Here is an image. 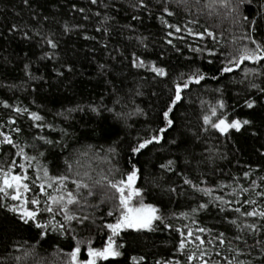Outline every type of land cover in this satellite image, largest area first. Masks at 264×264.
<instances>
[{"label":"trees","instance_id":"obj_1","mask_svg":"<svg viewBox=\"0 0 264 264\" xmlns=\"http://www.w3.org/2000/svg\"><path fill=\"white\" fill-rule=\"evenodd\" d=\"M113 3L120 11L112 9ZM205 3L206 0H200L201 13L197 14L194 8L189 16L183 8L177 7L174 0H170L168 7L176 14L168 17L169 23L183 25L189 19H198L199 23L188 26L196 31L208 28L217 33L220 50L224 52L232 50L233 46L226 43L232 36L237 37L235 47H238L239 38L245 32L264 45V0H251L241 9L249 20L255 19L254 32L248 31L247 23L234 25L230 19L209 16ZM105 4L109 7L105 8ZM161 7L157 0H149V9L142 11L130 8L128 0H98L95 5L90 0H29L28 5L23 0H0V125H5V131H10L9 118L15 117V126L23 130L20 138L28 144L26 151L35 155L31 145H43L38 150L44 153V157L38 159L48 166L52 175L67 174L74 179L77 171L90 170L93 181L104 174L119 179L120 174L135 164L140 169L137 185L145 190V202L157 205L176 228L184 224L194 230L197 226L207 227L225 232L232 239L237 235V229L225 222L214 204L195 214L198 224H192L191 218L172 219L169 214L189 210L209 200L186 184L185 177L197 184L206 180L209 186L221 181L230 183L237 177L239 183L248 186L254 179L260 187L253 190V198L259 199L254 192L264 190V184L260 183V178H264V94L251 88L250 84L264 87V75L261 74L264 73V64L246 61L231 73L221 75L217 69L221 66L222 57L193 53L187 46L207 44L214 47L207 38L201 40L181 32L167 37L173 40V45L166 43L167 31L174 29H166L161 24ZM80 8L85 11L79 12L77 9ZM97 12L101 15L97 16ZM132 15L141 19L134 21ZM105 16L114 17L107 24L109 33L96 30L102 26ZM66 23L72 31L65 32ZM13 25L18 30L10 31ZM77 25L81 27H75ZM220 33H223V39ZM45 37L54 39L58 47L51 49ZM137 37L146 38L147 48ZM47 52H52V56L43 58ZM133 52L146 62L155 61L166 67L169 76L154 79L155 74L149 69L132 67ZM209 60L213 63H208ZM25 64L30 65L29 71L34 77L42 79H31L25 71ZM68 64L72 65V72L65 68ZM100 65L106 66L103 71ZM195 68L219 79H206L185 90V99L174 110L175 124L165 132L164 140L150 145L140 154H132L130 148L138 138L147 137L151 130L163 126L161 110L171 95L173 79L179 73H189ZM245 68H255L258 72H249L246 77ZM57 70L64 75L58 76ZM217 89H222L223 94ZM221 98L226 102L225 111L229 119H248L252 124L239 132L232 130L227 137L214 129L203 132L202 115L210 104L214 105ZM249 98L257 100L252 109L244 104ZM5 100L10 105L19 104L40 112L45 117L44 123L53 127L36 128L27 115L18 116L14 107H4L2 101ZM92 107L99 111L93 112ZM137 107L143 114L135 112ZM69 109L73 111L69 112ZM61 112L63 115H57ZM115 113L127 115L117 117ZM41 135L56 143L44 144L38 139ZM171 140H176L179 147L169 143ZM110 148L115 152L110 153ZM14 152V148L5 145L4 151L0 152V164L13 158L19 162L20 158L13 156ZM169 159L176 161L171 172L160 167ZM66 162L72 165L71 172ZM245 171L251 172L250 179L243 177ZM68 187L72 189L74 186L69 183ZM173 188L175 191H171ZM219 191L226 198H233L230 189ZM100 198L101 192L97 189L96 199L89 198V202L97 204ZM111 206L112 202L107 201L96 209L85 208V213L92 216L95 224L77 227L79 238H93L98 246L103 236V232L98 235L100 226L105 221L114 220V217L106 215ZM244 207L250 209L248 205ZM253 219L259 218H248L249 221ZM157 225L154 231L129 229L123 232L120 240L124 244L123 255L110 258L104 264H134L133 256L145 258L140 264H157L173 257L184 260V256L176 252L179 234L164 228L159 222ZM204 235L207 237L208 234ZM233 243L240 244L239 241ZM252 243L249 238L248 244ZM74 244L75 241L58 233H50L40 239L34 227L23 224L16 214L0 207V264H63L56 255L58 248L67 252ZM241 247L246 249L245 245L241 244ZM81 258H86V251L82 250ZM212 258L217 259L215 256ZM239 258L252 264H264L258 247Z\"/></svg>","mask_w":264,"mask_h":264},{"label":"snow or ice","instance_id":"obj_2","mask_svg":"<svg viewBox=\"0 0 264 264\" xmlns=\"http://www.w3.org/2000/svg\"><path fill=\"white\" fill-rule=\"evenodd\" d=\"M92 4H97L98 0H90ZM162 5L160 9L159 20L166 29H174V31H167L166 43L173 45L172 37L176 33L187 32L193 37H199L201 40L207 38L214 47H209L207 44L203 46L193 47L191 44L187 45L191 48L193 53H207L208 56L222 57L221 66L217 72L221 75L231 73L234 68H239L246 61H251L256 64H264V45H261L255 38L247 32L239 38V46L237 44V37L232 36L227 44L232 45V50L224 52L220 50V41L217 39V33L204 28L201 31H196L189 27L188 24L199 23L198 19L192 18L187 20L183 25L177 23H169L168 17L174 16L176 13L168 7L170 0H157ZM25 5L29 4V0H23ZM177 7L183 8L185 13L192 15L193 9L197 14L201 13L200 0H174ZM251 3V0H206L204 8H206L209 16H217L223 19H230L234 25L248 24V31H255V19L249 20V17L244 15L241 11L245 4ZM128 6L135 11H142L149 9V0H128ZM75 8V5H73ZM105 8L109 5L105 4ZM114 11H120L113 3L111 5ZM83 13L85 9H77ZM149 14L151 11L149 10ZM97 16L101 13L97 12ZM239 17V19H237ZM47 19V17H45ZM87 19V17H85ZM114 17L105 16L101 22V27L96 30L109 33L110 29L107 27ZM131 19L139 21L140 16L132 15ZM75 27H81L79 25ZM131 29L132 26L128 25ZM65 32L72 31V28L64 25ZM18 30L16 25L10 29ZM134 30V29H132ZM27 37L28 33L25 32ZM219 36L223 39V33ZM94 39L93 37H86ZM131 39V37H129ZM141 45L147 48L144 43L145 37H137ZM247 41L248 43H243ZM45 42L50 45L51 49L58 47L56 41L51 37H45ZM251 45V47H250ZM107 48V44L104 45ZM180 51L179 48L176 49ZM52 56V52L44 54L43 58ZM131 66L134 68L149 69L156 77H168L169 70L164 66H159L155 61L146 62L142 57L137 56L135 52L131 54ZM208 63H213L209 60ZM101 71L106 67L99 66ZM25 71L31 79H42V77H34L29 71L30 65H24ZM67 71L72 72L71 64L65 65ZM245 76L249 72L256 74L257 69L245 68ZM58 76H63L64 73L57 70ZM264 75V73H261ZM206 79L217 80L218 76L209 75L203 72L200 68H195L189 73L181 72L172 81L173 87L170 90L171 95L164 109L161 110L162 127L151 130L149 136L138 138L137 143L130 148L132 154H140L142 150L147 149L150 145L158 144L164 140V134L169 129L173 128L175 120L173 118L174 110L185 99V90H188L191 85H199L201 81ZM251 88L257 89L264 94V87L259 84L251 83ZM222 93V89H217ZM4 107L13 108L15 113L19 116L21 114L30 117V122L34 123L36 128H52V124H45V117L38 111H31L26 106L19 104L13 106L8 101H2ZM204 102L201 101V104ZM244 104L247 108L252 109L256 104L255 99H246ZM226 102L224 99H217L215 104H210L208 111L202 115V131L207 133L209 129H214L224 136H230L232 130L236 132L241 131L246 125L252 124L251 120L234 118L229 119L226 113ZM93 112H98L99 109L92 107ZM109 112H114V109H106ZM69 112L73 109H69ZM138 114H143V111L138 107L135 109ZM63 115V113H57ZM117 117H124L127 114L115 113ZM16 125V118L10 117L8 126L10 131H5V125H0V152L4 151V146H11L15 149L14 157L20 158L19 162L13 158L10 162L0 164V207L6 208L8 211L16 214L19 221L25 225H29L36 229L37 237L40 239L46 238L50 233H58L62 236L69 237L70 240L75 241L74 246L70 251L65 252L64 249L58 248L56 255H58L63 264H104L110 258H117L123 255L122 249L124 244L120 242L121 234L126 230L133 229L136 231L147 229L154 231L159 224L166 229H171L179 234L176 252L184 256V260L173 257L168 260L158 261L157 264H252L249 260H242L239 257L245 254H250L253 249L259 248L260 255L264 257V190L255 191L253 198V190L260 187L257 180H251L248 186L239 183V178H234L232 182L220 183L209 186L206 180H202L199 184L185 177L184 182L191 186L196 192L208 197V202H201L196 207L189 210L181 211L179 213L171 212L169 215L172 219L183 217L184 219L192 220V224H198L195 214L202 210L209 208L210 204H214L216 208L223 214L225 222L237 229V235L229 239L225 232L214 231L211 228L197 226L195 230L188 224L176 228L168 217L165 216L162 210L153 203H146L144 199L145 190L137 185L140 179V169L131 164L130 170L120 174L119 179H113L111 175H101L99 179L92 180L90 170H85L83 173L77 171L73 179L67 174L52 175L47 165L40 162L38 157H44V153L38 150L43 145L32 144L35 155L26 151L28 147L27 141L20 138L22 129ZM38 139L43 141L46 145H53L56 142L47 139L44 136H39ZM169 143L177 145L176 140H171ZM109 152H115V149L110 148ZM131 159V158H130ZM77 163H79L77 161ZM176 161L173 159L167 160L166 163L161 164V169L173 171ZM66 166L69 172L72 170V165ZM243 177L251 178V172L245 171ZM71 183L74 187L69 189L68 184ZM260 183L264 184V178H260ZM97 189L101 192V198L97 204L89 202V198L96 199ZM230 189L232 199L226 198L225 195L220 194L219 190ZM175 191V189H171ZM245 194H248L245 196ZM107 201L112 202L111 208L107 211L108 217H114L112 222L105 221L98 230L103 232L100 237L98 246L94 244L93 238L82 239L79 238L77 227H86L89 223L95 224V220L91 215L85 213V208L96 209ZM248 205L249 208L244 206ZM239 214V215H233ZM248 218H259L251 221ZM207 233V237H205ZM250 233V236L246 234ZM259 237V238H258ZM252 239L253 243L248 244V239ZM233 241H239L240 244H235ZM40 240H37L39 243ZM242 245L246 246L241 247ZM86 251V258H81V253ZM227 252V255L225 254ZM29 253H25L28 255ZM215 256L217 259H213ZM17 260L20 258L17 257ZM144 257H132L134 264H140Z\"/></svg>","mask_w":264,"mask_h":264}]
</instances>
